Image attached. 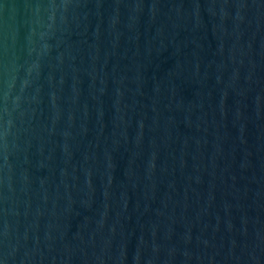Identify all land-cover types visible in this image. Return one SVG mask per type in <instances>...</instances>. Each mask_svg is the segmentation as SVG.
Instances as JSON below:
<instances>
[{
    "label": "water",
    "instance_id": "water-1",
    "mask_svg": "<svg viewBox=\"0 0 264 264\" xmlns=\"http://www.w3.org/2000/svg\"><path fill=\"white\" fill-rule=\"evenodd\" d=\"M0 264H264V0H0Z\"/></svg>",
    "mask_w": 264,
    "mask_h": 264
}]
</instances>
